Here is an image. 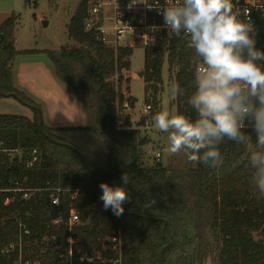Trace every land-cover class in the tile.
I'll return each mask as SVG.
<instances>
[{"label":"trees","instance_id":"16d2710c","mask_svg":"<svg viewBox=\"0 0 264 264\" xmlns=\"http://www.w3.org/2000/svg\"><path fill=\"white\" fill-rule=\"evenodd\" d=\"M88 4L89 0H80L67 25L68 36L75 44L39 51L48 55L57 77L85 108L86 125L75 129L93 132L103 147L105 171L90 161L89 164L113 186L121 185V177L127 173L131 182L126 187L134 199L123 205L120 216L106 210L99 199V184L107 182L85 166L76 150L53 143L42 134L36 110L33 109V118L0 113V138L5 147L24 152L22 161L0 154V264H13L14 256L5 255L3 248L17 237L22 225L31 230L25 256L43 260L42 264H68L58 259L54 250L55 244L64 250L69 235L74 239V264H84L79 261L80 251H101L108 256L109 251L103 248L113 229L121 230L123 264H155L159 249L166 243L161 234L163 221L127 212L167 220L165 233L171 244L163 251L161 264H206L208 257L213 264H264V198H258L252 183L244 146L225 139L219 145L222 161L216 168L188 162L185 155L180 165H145L141 160L144 139L132 127L124 106L125 102L130 107L133 103L130 98L125 100L118 87L123 81L120 72L131 66L133 50L105 47L84 30ZM16 16L12 13L0 23V88L17 92L24 101L38 106L12 84L13 60L21 52L13 41ZM256 42V47L264 51L263 32ZM165 53L169 76L184 90V95L175 98L176 114L194 119L195 112L187 100L195 91L193 63L198 58L182 40L146 49L140 75L145 82V94L151 93L153 103L158 105ZM117 73L116 85L111 77ZM43 128L54 138L69 142L56 134L60 128L44 123ZM245 131L255 141L253 129ZM32 149H38L41 160L27 168L25 162ZM13 178L23 181L24 187L35 189L28 199H21V192L6 190ZM50 187L62 189L59 207L51 205ZM7 197L12 201L5 204ZM70 208L79 213V223L71 229L64 223H52L58 214L65 218Z\"/></svg>","mask_w":264,"mask_h":264},{"label":"clouds","instance_id":"9594fccd","mask_svg":"<svg viewBox=\"0 0 264 264\" xmlns=\"http://www.w3.org/2000/svg\"><path fill=\"white\" fill-rule=\"evenodd\" d=\"M137 3L140 0H131L129 7ZM160 13L164 27L176 37H188L199 58L193 72L195 91L187 100L195 118L168 110L152 117L156 130L168 134V152H182L188 162L216 168L225 139L242 145L258 198H264V51L256 47L253 25L239 18L233 0H171ZM150 30L157 32L160 26L151 25ZM169 95L175 99L184 90L173 83ZM248 127L255 141L245 131ZM121 180L116 186L99 184L103 207L116 216L131 199L126 187L130 177L124 173Z\"/></svg>","mask_w":264,"mask_h":264},{"label":"rangeland","instance_id":"374dc122","mask_svg":"<svg viewBox=\"0 0 264 264\" xmlns=\"http://www.w3.org/2000/svg\"><path fill=\"white\" fill-rule=\"evenodd\" d=\"M79 2L80 0H28V2L25 0H0V22L12 13L16 14L18 18L15 26L17 38L15 48L21 52L14 57L12 67L14 78L18 84L20 82L29 83L30 88L44 93L54 89L59 97L57 94L59 91L52 79L55 82L61 81L57 78L48 55L39 50L56 49L76 43L69 38L67 25ZM22 50L33 51L24 52ZM132 50L131 66L128 70L120 72L123 81L118 87L124 94L125 100L130 98L129 102L133 103L129 108L125 107V111L130 115L132 127L137 130L138 135L145 142L141 151V160L149 166L156 162H161L164 166L168 164L180 165L184 161V154L181 152L171 155L168 152V134L156 130L152 119L154 114L161 110H168L172 114H176L175 99H171L169 95V88L174 83V79L167 72V61L164 60L162 88L158 93V105L155 106L150 96L151 93L145 94V82L140 76L145 62V50L142 47ZM28 72L32 73L29 82H27L26 76ZM117 78L118 73L111 77L116 85ZM0 100V112L32 114L31 118H33V109L16 98L0 97ZM52 100L54 101V99ZM148 104L151 105V109L146 110ZM40 111L42 114L41 108ZM78 123L85 124V119ZM56 134L77 146L88 161L99 170L105 171L106 165L102 163V160L105 161L103 147L93 132L69 129V131L56 132ZM157 151L161 152L160 161L156 159ZM253 235L257 237L256 233Z\"/></svg>","mask_w":264,"mask_h":264},{"label":"built area","instance_id":"2783aa9c","mask_svg":"<svg viewBox=\"0 0 264 264\" xmlns=\"http://www.w3.org/2000/svg\"><path fill=\"white\" fill-rule=\"evenodd\" d=\"M141 3L133 5L129 4L131 0H89L87 15L84 20V30L92 33L95 38L105 47L116 50L119 47H128L134 49L142 47L145 51L148 48L159 46L161 43L169 45L175 40H182L189 46V38L184 36L176 37L171 33V29L164 27L162 11L171 0H140ZM149 5L150 7H148ZM236 8L239 9L240 19L253 25L255 30V39L260 32L264 34V0H233ZM246 13V14H245ZM151 25H159L160 30L153 32L150 30ZM190 47V46H189ZM167 61V53L164 55ZM198 58V57H197ZM199 58L193 63L196 69ZM124 106L129 108V104L125 102ZM151 109V105L146 106V110ZM122 124V121H118ZM249 128V127H248ZM0 154L11 158L18 157L22 161L24 152L22 149H11L5 147V141L0 138ZM161 152H156V159L159 160ZM41 160V154L38 149H32L30 157L25 162L27 168H33ZM10 192H21V199H28L35 191L33 188L24 187L23 181L17 178L12 179V185L6 189ZM50 202L53 207L60 206V188L50 187ZM12 198L7 197L4 201L8 204ZM80 222V215L74 209L70 208L67 216L64 218L58 214L52 223L58 226L64 223L69 229ZM22 224H20L21 226ZM31 235V230L25 225L21 229L16 238L8 241L3 248L5 255H13V264H42L43 260L27 258L25 256V246L27 238ZM104 251L108 250L110 255L103 256L101 251H80L79 261L84 264H92L98 261L109 264H123V248L122 234L120 229H113L106 237ZM74 239L69 235L66 239V247L62 250L61 246L55 244V255L60 260H66L68 264H74Z\"/></svg>","mask_w":264,"mask_h":264},{"label":"crops","instance_id":"0c3cea01","mask_svg":"<svg viewBox=\"0 0 264 264\" xmlns=\"http://www.w3.org/2000/svg\"><path fill=\"white\" fill-rule=\"evenodd\" d=\"M4 19H6V18H4ZM16 40H17V38L15 36V28H14V31H13L14 46H15ZM42 69H45V68H42ZM53 69H54V66H53ZM38 71H40V70H38ZM31 75H32L31 72H28L26 74L27 82H29L31 80ZM51 77H53V76H51ZM52 81L54 82L56 89L59 91V92H57L59 97H57L56 91L54 89L51 92L44 93L42 91L37 92L33 88H30L28 86L29 83H25V82L21 83L20 82L18 84L14 78V71L12 69L13 87L16 88L17 90L21 91L22 93H24L26 96H28L35 103L38 104L39 108L42 109V117H43V122L45 125H47L49 127H53V128H60L61 131H59V132L69 131V129H75L78 127L85 126L86 125V113H85V108H84L83 104L80 103L76 99V97H75L74 93L72 92V90L70 89V87L68 85H66L64 82H63L64 83L63 84V83H61L62 82L61 80H60L61 82H55L53 79H52ZM27 86L29 87V89ZM52 99H54V101ZM64 99H65V101H64ZM0 113H5V112H0ZM7 113H12V112H7ZM83 113H84V115H83ZM14 114H20V113H14ZM22 115H25V116L30 117V118L32 117V114H22ZM84 119H85V124L78 123ZM100 163H101V161H100ZM102 163L104 165H106V160L105 161L102 160Z\"/></svg>","mask_w":264,"mask_h":264},{"label":"water","instance_id":"95a60500","mask_svg":"<svg viewBox=\"0 0 264 264\" xmlns=\"http://www.w3.org/2000/svg\"><path fill=\"white\" fill-rule=\"evenodd\" d=\"M3 38V34H0V41L1 39ZM0 94L3 96V97H14L16 98L18 101L28 105L30 108L36 110L37 114H38V118H39V127H40V130L42 132V134L48 139L50 140L51 142L53 143H56V144H59V145H62V146H67V147H70V148H73L74 150H76L78 152V154L81 156L85 166L91 170L92 172H94L96 175H98L99 177L103 178L109 185H112V183L96 168L92 167L88 160L86 159L84 153L75 145L69 143V142H65V141H61V140H58L56 138H54L53 136H51L49 133H47L44 128H43V117H42V114H41V111H40V108L34 104H31V103H28L26 101L23 100V98L17 93V92H5L3 91L1 88H0ZM113 186V185H112ZM131 195V201H133L134 199V195L132 193H130ZM129 214H133V215H136V216H140V217H143L145 219H149V220H162L163 221V226H162V229H161V234L163 236V238L166 239V243L159 249L158 251V256H157V262L155 264H161V260H162V254H163V251L170 246L171 244V240L170 238L166 235L165 233V228H166V225H167V220L166 219H163V218H155V217H152V216H148V215H145V214H141V213H138V212H127ZM208 264H212L211 262V259L208 261Z\"/></svg>","mask_w":264,"mask_h":264},{"label":"flooded vegetation","instance_id":"af4514ba","mask_svg":"<svg viewBox=\"0 0 264 264\" xmlns=\"http://www.w3.org/2000/svg\"><path fill=\"white\" fill-rule=\"evenodd\" d=\"M210 259H211L210 257L207 258L206 264H208V261H209ZM211 262H212V264H213L212 259H211Z\"/></svg>","mask_w":264,"mask_h":264}]
</instances>
